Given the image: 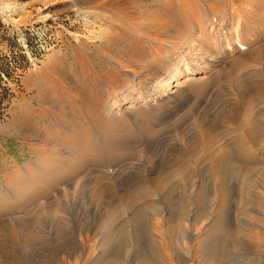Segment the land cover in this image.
Segmentation results:
<instances>
[{
  "label": "bare ground",
  "instance_id": "bare-ground-1",
  "mask_svg": "<svg viewBox=\"0 0 264 264\" xmlns=\"http://www.w3.org/2000/svg\"><path fill=\"white\" fill-rule=\"evenodd\" d=\"M90 3L100 10L90 7L83 13L100 22V31L86 43L87 54L79 53L82 62L76 57L69 63L57 58L51 67L45 69L46 75L59 82V89L54 90L55 84L44 86V77H39V97L43 94L48 99L39 101L38 98L37 110L41 108L43 113L38 115L37 112V116L46 122L54 105L70 113L81 112L82 124L92 131L98 141H102V138L95 121L102 123L103 127L104 123L110 124L111 120H115L113 116L117 114H125L124 117L129 119L134 115L136 122L133 124L141 129L148 122V117L143 116L145 103L154 106V103L160 104L176 97L185 88L187 92L193 91L192 83L199 79L175 82L171 76H166L172 71L161 68L158 62L162 61L164 54L172 56V63L177 65L173 69L176 70L182 53L197 51L200 55L196 57L203 59L199 62L206 65L202 68L210 76L226 65L237 39L241 46L264 36V0H91ZM237 17L242 20L236 25L241 26L238 33L231 23ZM207 24L210 28L218 26L217 33L207 32L209 36L204 40L196 38L194 33H201ZM197 69H191V73H197ZM149 80L158 85L157 92L153 91L154 88L150 90ZM243 85L244 114L237 115L243 125L238 138L239 151L235 153L231 149V153L229 149L218 159L214 168V176L219 178L217 190L212 192L211 170L207 168L204 158L202 164L206 168L202 172L199 166V178L195 184H189V178L193 175L191 170L188 171L187 193L182 191L181 194L179 189L182 184L174 182V179H165L166 173L157 175V165L153 162L148 172L156 179L165 177L163 183L166 184L161 187L166 186L167 191L161 197L167 212L162 216H158V212L156 216L160 218L152 219L151 214L159 206L151 201L149 204L148 200L144 205L149 204L153 212L144 210L143 213L140 209L144 206L138 202L148 198L150 193L146 189H140L138 194L132 190L130 193L125 191L126 195H123L127 196L132 210L127 227L114 197L109 194L108 185H104L100 179L90 180L83 185L77 182L37 209V217L17 223L19 231L15 229V232L9 233V239L19 235L24 237L23 241H29L28 244L25 242L22 259L26 261L28 257L32 264H54L55 259L58 264H264V169L258 168L255 176L252 175L253 178L247 181V196L245 199L243 197L245 201L236 220L243 235H237L233 228V202L238 196H234L237 192L234 179L248 165L264 163V115L251 107L253 102L246 96L250 95L252 89H248L249 85ZM49 92L50 96L47 94ZM135 104L141 106L134 107ZM239 110L236 108L234 116ZM56 112L48 119L49 128L62 123V116L65 115L57 116ZM234 116L228 119L230 123L237 119ZM148 124L149 130L157 125L153 120H149ZM65 131L71 129H58V132ZM216 136L210 140L205 156L211 157L224 146L220 142L217 144L220 139ZM159 139H164L163 133L158 134L156 139L147 137L145 133V149L153 156L159 154ZM54 141L50 142L37 131V180L31 182L33 187H40L42 181L55 173L65 175L73 169L75 158L61 157L62 161H57L63 148ZM250 146L253 148L250 149ZM55 162H60L63 168L54 165ZM17 192L15 198L24 194ZM188 197L193 198L194 208ZM67 227H73L74 232L66 230ZM46 237L53 238L54 244L47 242ZM6 252L10 253L13 261L12 243L8 245V250L2 248V255ZM17 261L8 264H18ZM4 262L7 264L6 260Z\"/></svg>",
  "mask_w": 264,
  "mask_h": 264
},
{
  "label": "rangeland",
  "instance_id": "rangeland-1",
  "mask_svg": "<svg viewBox=\"0 0 264 264\" xmlns=\"http://www.w3.org/2000/svg\"><path fill=\"white\" fill-rule=\"evenodd\" d=\"M90 2L91 0H0V76L2 78L0 93L3 95L0 106V245L3 246H0V250L2 251V248L8 250V245L11 243L14 247L13 261L10 259V253L6 252L2 255L0 251V264L5 263V260L7 264L17 260H19L18 264H32L31 259L27 257L28 259L26 258L25 261L21 255L25 252L24 245L29 241L27 239L23 241L24 237L21 238L19 235L9 239V233L15 229L19 231L20 227L17 223H21L22 220L29 217H37L35 214L37 209L77 182L79 185H83L90 180L100 179V182L108 185L109 194L114 197L127 227L130 224V214H132L130 211L132 210L125 191L130 193L132 190L138 194L140 189L141 191L146 189L150 196L138 201L139 205L143 204L144 206L140 212L144 213V210L153 212L150 210L151 206H148L151 201L159 206L157 207L159 210L153 209L154 213L151 214L153 218L151 216L150 218L154 219L162 214L165 215L167 211L164 206L166 205L162 204L164 201L161 196L165 194L167 187H161L166 184L163 181L165 179L179 181L182 184L180 189H183H179V193L181 194L182 191L187 193V186L192 182L195 184L199 178L197 174L199 166L203 172L205 167L202 164L203 158L207 162V168L211 170L209 175L212 179V192H214L218 189L216 186H219V178L214 176V168L218 159L229 149L235 153L239 151L238 138L243 125L240 124L238 116L243 113V95L241 94L244 89L243 84L249 85L248 89H252L250 95L246 96L253 102L251 107L255 111L258 110L262 116L264 115L263 36L255 42L251 41L249 44L241 46H239L240 40L237 39L235 41L237 44H233V52L226 65L217 74H210L211 78L207 70H203L206 65L199 62L203 59L196 57L200 55L197 51L182 53L179 67L176 70L173 69L177 65L172 63V56L167 55L168 53L164 54L162 61L158 62L161 64V68L172 71L166 76H171L175 82L178 80L187 82L190 79L199 80L192 83V92H187L185 88L176 97L166 99L160 104L154 103V106H151L145 103L143 105L145 106L142 107L144 108L143 116L148 117V122L153 120L157 124L151 130H149L148 122L146 125L143 124L141 129L135 126L133 124L136 122L134 115L129 119L124 117L125 114H117L113 116L115 120H111L110 124L104 123L103 127L102 123L95 121L96 126H99L97 127L100 129L98 131L102 138V141H98L92 131L82 124L83 115L81 112L70 113L66 109L65 111L59 109L58 105L52 106L49 118L43 122V118L37 116V112L38 115L43 113L40 111L41 108L37 110V100L39 98V101H45L48 98L43 97V94H41V98L39 97L38 79L44 77L42 82L44 86L55 84L54 90L59 89L61 87L59 82L46 75L45 69L51 67L57 58L69 63L74 57L81 61L79 53L87 54L89 50L85 46L86 43H89L90 38L98 35V31H100V22L94 20L93 17H86L83 13L91 8L100 10ZM237 22L242 23L240 17L231 21L232 27L238 33L241 26H236ZM210 27L207 24L205 31L195 32L196 38L204 40L209 36V34L206 35L207 32L216 34L219 30L218 26ZM165 60L168 61L165 62ZM197 67L199 68L196 70L197 73H191V69ZM149 82L150 90L154 88L153 91H158V85L153 84L151 80ZM47 94L51 95L50 92ZM135 95L137 96L136 93L134 97H136ZM139 103L141 102L139 101ZM135 105L134 107L141 106ZM236 108L240 110L234 116ZM55 112L57 116H65H62L61 124L49 128L48 119H51ZM47 113L49 114V112ZM231 116L237 119L230 123L228 119ZM51 124L52 122L50 126ZM66 128L71 131L58 132V129ZM37 131L50 142L55 140L54 142L62 145L63 151L57 161H62L61 157L75 158L71 172L65 175L55 173L49 179L42 181L38 188L31 186V182L37 180V170L35 169ZM145 133L151 139H156L158 134L163 133L164 139L158 141L160 143L158 155L153 156L152 153L146 151ZM213 136L219 137L220 140L217 144L220 142L224 146L220 147L211 157L205 156L210 140H214ZM252 148L250 146V149ZM153 162H156L157 165V175L167 174H165V179H156L148 172ZM54 165H60V162H55ZM249 168L250 170L252 168V171L248 170ZM258 168L263 170L264 163L248 165L234 179L237 192L236 194L233 192L235 197L238 196L233 202L235 208L232 210V219L234 231L239 236L243 235V232L238 227L236 220L240 217L241 207L245 201L243 197L245 199L247 196L245 193L247 181L250 177L255 176L259 171ZM190 170L193 175L191 178L188 175ZM187 177L189 184L186 183ZM120 182L122 183L120 184ZM17 191L24 193L22 197H14L15 193H18ZM256 193L260 196L257 191ZM230 198L232 199V191ZM146 202L149 204L144 205ZM189 202L193 204L191 205L194 208L193 198L189 199ZM158 212L159 214L156 216ZM71 223L74 225L73 222ZM66 230L74 232L73 227H67ZM46 241L51 245L54 244L53 238L46 237ZM97 254L96 252L95 255ZM58 263L55 259L54 264Z\"/></svg>",
  "mask_w": 264,
  "mask_h": 264
},
{
  "label": "trees",
  "instance_id": "trees-1",
  "mask_svg": "<svg viewBox=\"0 0 264 264\" xmlns=\"http://www.w3.org/2000/svg\"><path fill=\"white\" fill-rule=\"evenodd\" d=\"M2 80L1 76H0V81ZM2 100H3V95L0 93V106L2 104Z\"/></svg>",
  "mask_w": 264,
  "mask_h": 264
}]
</instances>
